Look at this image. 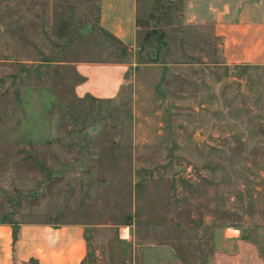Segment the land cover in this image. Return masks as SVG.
Masks as SVG:
<instances>
[{"label":"rangeland","instance_id":"rangeland-1","mask_svg":"<svg viewBox=\"0 0 264 264\" xmlns=\"http://www.w3.org/2000/svg\"><path fill=\"white\" fill-rule=\"evenodd\" d=\"M100 3L0 0V222L83 226L82 264H208L228 228L264 250L261 70L184 0H136L132 51ZM77 63L125 64L119 93L77 97Z\"/></svg>","mask_w":264,"mask_h":264},{"label":"crops","instance_id":"crops-1","mask_svg":"<svg viewBox=\"0 0 264 264\" xmlns=\"http://www.w3.org/2000/svg\"><path fill=\"white\" fill-rule=\"evenodd\" d=\"M183 14L187 23L211 29L222 65L259 68L264 82V0H184ZM99 24L132 51L136 0H101ZM75 70L83 78L75 86L77 97L112 99L128 69L121 63H77ZM85 256L83 226L0 222V264H82ZM208 264H264V250L228 228Z\"/></svg>","mask_w":264,"mask_h":264},{"label":"water","instance_id":"water-1","mask_svg":"<svg viewBox=\"0 0 264 264\" xmlns=\"http://www.w3.org/2000/svg\"><path fill=\"white\" fill-rule=\"evenodd\" d=\"M148 59L150 61H156L157 60V50L156 49H151L149 51Z\"/></svg>","mask_w":264,"mask_h":264},{"label":"bare ground","instance_id":"bare-ground-1","mask_svg":"<svg viewBox=\"0 0 264 264\" xmlns=\"http://www.w3.org/2000/svg\"><path fill=\"white\" fill-rule=\"evenodd\" d=\"M235 231H236V230H235ZM122 235H123V237H127V233H126V231H123Z\"/></svg>","mask_w":264,"mask_h":264},{"label":"trees","instance_id":"trees-1","mask_svg":"<svg viewBox=\"0 0 264 264\" xmlns=\"http://www.w3.org/2000/svg\"><path fill=\"white\" fill-rule=\"evenodd\" d=\"M17 230L14 228L13 234L16 236Z\"/></svg>","mask_w":264,"mask_h":264}]
</instances>
